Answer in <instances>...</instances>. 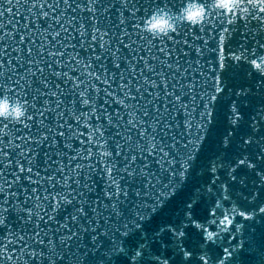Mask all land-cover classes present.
<instances>
[{
    "label": "snow or ice",
    "instance_id": "6c2138e0",
    "mask_svg": "<svg viewBox=\"0 0 264 264\" xmlns=\"http://www.w3.org/2000/svg\"><path fill=\"white\" fill-rule=\"evenodd\" d=\"M201 4L0 0V264H264V0Z\"/></svg>",
    "mask_w": 264,
    "mask_h": 264
},
{
    "label": "clouds",
    "instance_id": "9594fccd",
    "mask_svg": "<svg viewBox=\"0 0 264 264\" xmlns=\"http://www.w3.org/2000/svg\"><path fill=\"white\" fill-rule=\"evenodd\" d=\"M222 7H227L234 0H215ZM182 15L186 20L199 21L204 16V8L201 0H186V5L182 9ZM174 26V17L165 12L154 13L145 22V28L150 32H167ZM264 68V65L261 66ZM25 109L23 104L7 95L0 94V116H6L13 119L20 118L24 115Z\"/></svg>",
    "mask_w": 264,
    "mask_h": 264
}]
</instances>
